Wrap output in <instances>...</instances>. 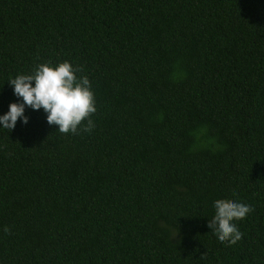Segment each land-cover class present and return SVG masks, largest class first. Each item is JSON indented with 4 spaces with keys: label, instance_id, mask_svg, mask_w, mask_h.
Masks as SVG:
<instances>
[{
    "label": "trees",
    "instance_id": "16d2710c",
    "mask_svg": "<svg viewBox=\"0 0 264 264\" xmlns=\"http://www.w3.org/2000/svg\"><path fill=\"white\" fill-rule=\"evenodd\" d=\"M66 60L95 126L0 130V264H264V0H0V115ZM217 199L254 209L235 245Z\"/></svg>",
    "mask_w": 264,
    "mask_h": 264
},
{
    "label": "clouds",
    "instance_id": "9594fccd",
    "mask_svg": "<svg viewBox=\"0 0 264 264\" xmlns=\"http://www.w3.org/2000/svg\"><path fill=\"white\" fill-rule=\"evenodd\" d=\"M82 68L69 61L53 65L51 62L34 66L30 74H18L8 81L17 102L10 103L8 111L0 115V130L12 131L18 121L27 125L26 108L43 110L46 122L58 126L62 134L90 132L94 128L93 114L96 99L92 84L86 75H79ZM214 214L208 227L220 244H237L243 233L237 222L244 220L254 209L234 200L217 199Z\"/></svg>",
    "mask_w": 264,
    "mask_h": 264
}]
</instances>
